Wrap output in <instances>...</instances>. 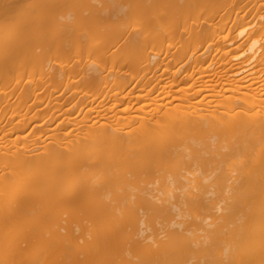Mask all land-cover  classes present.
<instances>
[{
	"label": "bare ground",
	"instance_id": "obj_1",
	"mask_svg": "<svg viewBox=\"0 0 264 264\" xmlns=\"http://www.w3.org/2000/svg\"><path fill=\"white\" fill-rule=\"evenodd\" d=\"M123 2H0V264H264V0Z\"/></svg>",
	"mask_w": 264,
	"mask_h": 264
},
{
	"label": "rangeland",
	"instance_id": "obj_2",
	"mask_svg": "<svg viewBox=\"0 0 264 264\" xmlns=\"http://www.w3.org/2000/svg\"><path fill=\"white\" fill-rule=\"evenodd\" d=\"M3 6L9 7V17L21 18L24 15H37L43 19L37 27L32 23H28L27 27H20L17 33L19 35L26 31H33L45 34L48 31L55 30L61 32L62 35L72 36L79 35V39L83 38L84 31L77 21L74 27L64 26V21L72 22L75 16L78 20L81 15H122L124 8L122 4L124 0H0ZM0 14H3L0 10ZM9 26V20L6 21ZM70 44V43H68Z\"/></svg>",
	"mask_w": 264,
	"mask_h": 264
}]
</instances>
